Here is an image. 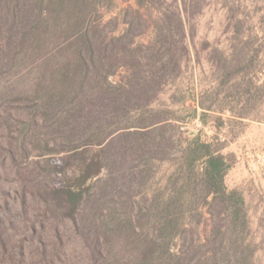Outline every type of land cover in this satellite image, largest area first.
<instances>
[{"label": "rangeland", "instance_id": "1", "mask_svg": "<svg viewBox=\"0 0 264 264\" xmlns=\"http://www.w3.org/2000/svg\"><path fill=\"white\" fill-rule=\"evenodd\" d=\"M88 39L102 42L95 56L111 66L109 82L130 93L125 110L98 109L89 131ZM40 95L53 99L48 116ZM161 120L167 127L144 132ZM195 138L226 158L225 185L247 214L245 226L204 205L199 255L264 264V0H4L0 264H134L153 233L157 263L167 264L181 244L169 242L154 208ZM73 146L75 158L58 154ZM55 161L65 172L54 173ZM75 184L85 194L77 212L55 193ZM190 209L186 223L196 226Z\"/></svg>", "mask_w": 264, "mask_h": 264}, {"label": "trees", "instance_id": "2", "mask_svg": "<svg viewBox=\"0 0 264 264\" xmlns=\"http://www.w3.org/2000/svg\"><path fill=\"white\" fill-rule=\"evenodd\" d=\"M2 5H4V0H0V6ZM14 20L13 18V24ZM35 33H37V28H30L25 35L28 37ZM101 43L88 39V61H84L85 70L88 71V131L93 127L98 128L100 126L101 120L97 116L98 109L112 107L115 111L119 109L125 110L127 103L130 102V97L127 95H130V93L127 87L121 85L113 86L109 82V78L114 75L111 66L104 63L105 61L101 56H95L101 50ZM66 80L71 82V88L73 89L72 83L75 82V77L67 74L64 77V81ZM85 80L86 78L83 77L81 83L75 89L81 92L86 91ZM36 86L38 91L42 92V84L38 83ZM127 86L131 85L128 84ZM68 96V93H66L62 100L69 98ZM39 99L36 107L40 109L43 115H50L51 111L55 109L52 102L53 99L51 98L49 102H45L42 95H40ZM168 121L161 120L142 128L145 129L144 132L159 130L167 127ZM68 125L72 126L73 123ZM104 144L105 140L97 142L99 146ZM79 148L78 146H73L61 150L58 154L67 153L69 156L68 160H70L77 156L74 153ZM184 160V163L172 174L173 189L169 190L170 192L160 193L154 209L159 215V228L161 231H170L169 242L173 244L176 240H179L181 244L178 252L174 251L175 248L169 247L170 260L167 264H206L207 255L206 258L199 255V250L204 243L198 231L202 219H205L207 213L203 211L204 205L218 208L217 216H226L227 213L228 217H235L237 221H241L247 226L245 199L239 191L228 190L226 187L225 176L231 166L226 158L219 153V150H215L212 143L202 142L200 138H195L186 147ZM200 163L203 165L198 169ZM63 165L58 161L51 164L52 168L55 169L54 173L56 175L62 173V171L65 172ZM91 165L97 166L92 161L87 167L90 168ZM80 187L81 184H75L68 189H56L55 193L59 199H62V203L77 212L85 201V194L80 190ZM187 195L189 198H187ZM186 207H190V210H193L196 213V217L199 218L196 226L186 223L188 219ZM211 215L213 216V214ZM224 229L227 230V226H221L219 232L224 231ZM160 241L161 237L153 233L149 242L150 245L145 250L142 249L140 254L137 253L138 260L134 264H159L157 263V249L160 246ZM207 259L209 260V258Z\"/></svg>", "mask_w": 264, "mask_h": 264}]
</instances>
